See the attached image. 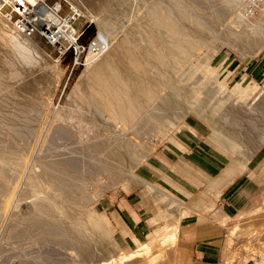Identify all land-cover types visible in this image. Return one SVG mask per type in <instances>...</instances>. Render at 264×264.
<instances>
[{
  "label": "bare ground",
  "instance_id": "bare-ground-1",
  "mask_svg": "<svg viewBox=\"0 0 264 264\" xmlns=\"http://www.w3.org/2000/svg\"><path fill=\"white\" fill-rule=\"evenodd\" d=\"M72 1L88 13L94 16L98 15L99 19L96 23L99 24L100 29L89 46L84 69L68 96L71 99V103L68 105L71 104L69 107H72L73 115L67 116L63 113V108L57 107L58 109L51 111L46 94L50 88L58 87L59 79H56L54 86L53 70L49 69L45 62H41L44 66L40 64L39 61L44 54L42 55L40 50L31 43L28 36L35 35L40 40H43L44 37L47 43L53 47L56 45L62 47L63 49L59 50L64 52L68 46L65 39L77 33L76 30L72 24L60 18L57 14V7L55 9L46 7L38 0H0L1 239L10 242L27 235L26 243L29 238L28 241H31L32 245H41L39 250L36 249L35 264H48L51 259L50 255L53 254L54 258H57V262L62 261L63 264H80V262L83 264H131L137 258L143 259L144 264H186L185 259L179 260L176 255L178 254L177 232L184 213L178 215L161 213V221L155 224L157 228L155 234L147 236L146 239L140 236L133 237L131 244L118 246L116 250L113 242L105 241L106 231L102 221L93 212L92 192L89 193L91 197L86 193L88 184L85 185L86 181H83L87 178L82 165L87 164L84 161L87 156L88 164L89 161L92 164L94 163L91 161L92 156L102 155L105 160H108H106L107 162L110 161L109 164L117 163L119 167L121 164L127 169L124 170L127 176L122 177L125 180L130 177L140 186L154 191L159 198L177 204L180 210H182L181 208L190 209L188 215L194 212L195 214L199 213L195 207L191 209L193 192L190 187L194 186L196 182L189 178V174L195 170L194 167L185 163L187 171L185 182L172 168L167 174L153 170L159 176L158 181L136 174L133 166L142 162L148 151L145 150L140 156L139 154L135 155V153H139L136 151L140 146L127 138L129 136L127 133L132 129H129L128 132L126 130L136 118L140 121L143 117L144 120L141 121H145L151 119L155 113L157 115L156 111L155 113L151 111L156 107L157 111L158 109L168 111L173 106L179 105L182 100L188 101L192 96H195V93L197 94L200 85L215 80V78L212 80L211 77L210 80L208 79L211 75L222 76L223 81H220L219 85H222V89L224 88L228 70L222 68L223 60L215 63L210 62V54L216 51L215 44L206 48V51L208 49L207 54L204 53L203 56L196 54V51L207 42L210 33L213 34L215 31L210 27L213 25L208 24L207 19L210 16L200 9L201 5L198 7L197 3L194 4V0H150V2L145 0L148 1L146 3L148 5L143 13L140 12L142 14L140 20L134 21L135 23L133 22L130 28L128 27L129 29L123 36L114 39L113 36L106 33V29L113 24V18L118 17L119 19L120 16L128 12L132 0ZM145 1L142 0L144 4ZM7 2L13 8L12 12L17 15H12L16 20L15 25L20 26L17 31H14L10 20L1 12V6ZM143 3H139V5L145 6L146 4ZM241 4H237L236 19H233L231 24L219 33L218 38L214 37L221 45L225 44L239 52L240 57H252L264 47V13L262 12L258 17H248ZM72 12L75 14V10ZM122 18L124 19V17ZM260 18L263 21H260ZM216 19H219V14ZM215 33L217 34V32ZM252 40H256L259 45L256 47L257 44H251ZM78 52H80L79 48ZM186 65L187 67H185ZM57 66L56 63L54 67L57 68ZM184 67L185 69L182 71L181 69ZM178 73L182 75L180 78L176 77L178 78L176 79L177 86L167 92L166 85ZM196 73L203 74L202 81L197 82V78L193 77ZM192 78L196 80V84L192 82L194 81ZM246 80L244 74L235 82L231 92L247 94L257 88V84L253 81H249L245 87H242ZM165 87L166 93L164 92L162 95ZM151 101L157 103L155 108L152 106L153 108L146 110ZM188 102L190 103V100ZM215 111L217 112V110H213V112ZM165 113L161 114L165 117ZM170 113L172 114V112ZM162 115L158 116L159 119ZM176 116L178 115L176 114ZM100 117H105L108 122L115 123L120 132L105 136L102 131H99L102 129L101 124L98 125L101 128H95L98 127L97 124L94 127L92 124L94 122L91 121L97 118L101 119ZM166 117V120L170 118ZM211 117L213 118V116ZM216 118L213 119L218 122ZM157 119L156 121L159 122ZM138 121L136 122L138 123ZM141 121L138 125H134L137 127L140 125L141 128L144 125ZM153 122L154 120L151 123ZM145 123L147 122L145 121ZM108 128L110 129V127ZM138 130L139 128L136 131ZM113 131L115 132V129ZM127 144H131L132 149L127 148ZM230 145H232V150L237 153L236 147L233 144ZM168 152L169 155L176 157L174 152L169 149ZM98 155L97 160L94 159L95 156L93 159L98 161ZM181 159L183 160V158ZM99 160L101 163L93 165L109 166V164L102 163V158ZM256 162L257 158L250 165L244 164L242 167L249 171L250 178L255 175ZM93 165L87 167H94ZM103 166L102 172L103 169H105L104 171L107 169ZM87 167L84 166L85 169ZM236 167L234 162L225 165L216 176H208L200 170L196 171L200 175L202 174L201 179L207 190L218 191L217 189L223 181L234 176L235 172L237 173ZM95 168L100 167L96 166ZM119 170H116L115 173ZM91 171L88 172L89 175H91ZM98 171L101 173L100 169ZM107 172L106 174L109 173ZM116 175L118 173L114 175L115 179H119ZM97 176L95 177L97 178ZM260 176L264 178V171ZM124 179L118 181L122 182L120 180ZM135 182L133 184H136ZM124 184L129 186V182ZM170 184L177 185L175 192L179 197L166 189L165 186ZM202 194L204 192L200 193V195ZM21 205H24V210H19ZM197 206L198 204L196 208ZM11 207V213H7ZM242 216L245 218L241 219ZM212 217L220 223L236 222L228 229L224 241V264H234L235 259L239 256L242 258V264H264V197L261 200V205L256 208L235 211L224 207L216 208ZM241 221L242 223H240ZM159 224L160 226H158ZM240 240L243 241L241 247L232 250ZM49 242L56 243L62 247L61 250L55 246L52 250L49 246L51 244L47 245L50 247L47 249L45 246ZM4 246L0 247V250L3 249V253ZM27 246L29 245L27 244ZM54 248L56 249L54 250ZM63 248L66 249V252L62 251ZM25 254L29 255L26 252ZM30 258L33 259V257ZM30 258L23 262L26 264ZM32 259L30 261H33ZM34 262L31 263L34 264Z\"/></svg>",
  "mask_w": 264,
  "mask_h": 264
},
{
  "label": "rangeland",
  "instance_id": "rangeland-1",
  "mask_svg": "<svg viewBox=\"0 0 264 264\" xmlns=\"http://www.w3.org/2000/svg\"><path fill=\"white\" fill-rule=\"evenodd\" d=\"M38 1L40 4L46 7L52 8V9H55L57 7V14L60 16L61 19L66 20V22L69 24H72L73 28L77 32V35H79L78 43L83 48V51H81L79 55L74 54L72 49L71 50L69 49L66 53L62 54L63 52L59 50V49H63L62 47L60 46L57 47V45L55 47L51 46L49 43L45 41L44 37H43V40H40L38 36H35V35L28 36L31 43H33L37 47V49L40 50L42 55L44 54L43 58L39 61L40 64L42 65V63L45 62L48 68L53 70L54 75H55L53 76L54 86L56 84V79L57 78L59 79L58 87L50 88L48 93L46 94L48 96L46 97L49 99V103L51 105L50 106L51 111H54L55 109H58V108H63L64 110L63 113L67 116H71L73 115L71 111L72 107L71 108L69 107L71 104L68 105V103H71L70 102L71 99L68 98V96L70 95L71 89L75 85L81 71L84 69V64H85V60H86L87 53L89 50V46L93 42V39L95 38V36L97 35L98 29H100L99 24L96 23L98 22L99 17L98 15L94 16L88 13L87 11H85L83 8H81L77 3L73 2L72 0H38ZM134 1L135 0H132L130 8L128 9V12H126L127 14L125 13L123 16H120L119 19L118 17L113 18L112 20L113 24H111L106 29V33H109L111 37L113 36L114 39H118L121 36H123L127 32V30L130 28V25H132L134 21L136 22L140 20V18L142 17V14L140 12L143 13L148 5L146 3L148 1L150 2V0L148 1L143 0L145 1V4H146L145 5L142 2V0L140 1L136 0L137 1V2L135 1L136 4L134 3ZM194 1H195V3L193 2L194 4L197 3L196 5L198 7L201 5L200 9H203V12L205 11L207 13L206 15L210 16L209 19L211 21L209 19H207V21H208V24L213 25V26H210L212 27V29L215 30L213 31V34L214 32H217V34L215 33L216 35L215 34L213 35L212 33H210V36L207 39V42H205V44L196 51V54L197 56H200V55L203 56L204 53L207 54L208 49L206 51V48L208 46L210 47L211 45H213V43L215 44L216 54L215 52L213 54H210L211 56L210 62L215 63L219 60H223L222 68L224 70H228V77L225 79L226 85L224 86L223 89L221 87L222 85H219L223 81L222 76H219V75L215 76V74L209 76L208 77L209 80H210V77L212 80L215 78V80L214 81L211 80L212 82L209 83V81L206 79L208 83L204 82V85L199 86V90L197 91V94L195 93V96H192L189 99L190 103L188 102L189 100L181 101L180 99L181 102L179 105L177 104V106H173L172 108L168 110L172 112V114L168 111H162V109H158L157 111L156 109L157 107L155 108V106L159 98L156 100V102L151 101L150 102L151 104H149L146 110L154 106L155 110H151V111H153L152 113H155L156 111L157 115H155L156 114L155 113L152 116L151 115L152 113H151L150 114L152 116L151 119L145 120L147 123H145V121H141V120H144V118L142 117L140 121L141 123L144 124L143 126H141V128L144 127L143 129L140 128V125L138 127L136 126L140 122L138 121V118H136V120H133V124L132 123L130 124V126L131 125L132 126L131 127L129 126V128L127 127L126 132H128L129 129H132L127 133V136L129 135L127 138H129V141L136 142L135 144L138 143V146H140L139 148H137L138 150L136 151L139 153H135V155L138 156L139 154L140 156L141 154H143L145 150L148 151L147 155L144 157L142 162H138L136 165L134 164L135 166H133V169L136 174L142 177H146L150 180L158 181L159 177L156 174H154L152 171H150V173L147 172L148 169L146 168V166L149 168L148 164H150L165 174L169 173V171L172 168L174 172L180 177V179L184 181L185 176H187V171L185 170L186 164L188 165L190 164L194 167L195 170L191 171V173L189 174V178L193 180L194 182H196L194 186L190 187V190H192L193 192L191 209H193V207H195L196 210L201 209V208H208L209 210L208 211L209 213L207 215L208 219L207 218L204 219V223H207V224L213 223V227L214 228L216 227L217 229H219L218 235H219L220 242L222 241L224 242L228 234V229H230V227H232L233 224L236 222L226 221V222L220 223L212 218L211 211L214 210L213 208L211 209L212 203H215L216 207L221 208L217 203L218 197L216 198L215 192L209 191L206 189L205 184L202 182V179H201L202 174L200 175V173L197 171L200 170V172H202L203 174L215 176L216 172L221 171L225 167V165H228L234 162L237 166L236 168L239 169V170L236 169L237 173L235 172L234 178L236 177V180H237L236 183L238 186H240V197H242V200H243L242 205L238 206L239 208H237L236 210H241V209L249 210V209L256 208L261 205V200L264 197V178L260 176L262 175V172L264 171V74L263 73L259 74L258 72L256 73L245 72L244 73V69L246 68V66H248V68H252L258 64L259 66L264 67V47L255 56H252V57L246 56L242 58L240 57L239 52H237L236 50H233L231 47H228L225 44L221 45V43L216 41V39L220 36L219 33H221L223 29L228 27L229 24H231L230 22L233 19H236V15H238L237 4L241 3V0H236L235 3H234V0H194ZM260 1L264 3V0H260ZM139 3H143L145 6L141 4L139 5ZM12 9L13 8L11 7L9 2L4 3L1 6V12L3 13V15L6 16L7 19L10 20L14 31H17V29H19L20 26L15 25L16 20H15V17H13L12 15H16V13L12 12ZM73 10H75V14L72 12ZM217 13L219 14V19H216L218 18ZM212 14L213 16L211 17ZM215 14H217V16H215ZM122 17H124V19ZM259 20L263 21L261 18ZM214 22H215V25H214ZM214 36H216L217 38ZM252 41H251V44L255 43L256 45L258 43L256 40H254L253 42ZM249 43L250 41L248 42V44ZM258 45L259 44H257L256 47ZM77 55H78V58L75 59ZM193 59L194 57L191 59V63L193 62ZM56 63L58 64L57 68L54 67ZM41 65L40 67L44 66V65L42 66ZM185 67H187V65ZM185 67L182 68L181 70L183 71ZM244 74L247 80L245 83H243L242 87H245L249 81H253L257 84V88H255L254 90H251L247 94H244L241 92L239 93L237 92L235 94L232 93L231 90L235 82L238 81ZM181 75L180 73H178V75H176L170 82H168V84L166 85L168 90L165 87L162 92V95L164 92L166 93V90L168 92L172 87L177 86L176 79L180 78ZM193 77H196L197 79L196 78L195 79L197 80V82H199V81H202L203 74L196 73V75H194ZM196 80H194L195 82L192 80L191 81L194 84H196ZM153 103L155 104L153 105ZM212 109L217 110V112L216 111L213 112ZM65 111H67L68 113ZM149 113H150V110H149ZM158 113L159 115H162L161 113L163 114L165 113V117L164 115L161 116L160 118L161 121L158 117L159 116ZM214 113L216 114L213 115ZM176 114L180 117L176 116ZM166 116L170 118L166 120L167 119ZM211 116H213V118L217 117L216 119H218V122L217 120H214ZM194 118L202 122L204 126L202 127V137L200 138V146L197 147L195 152L200 157H205V155H207L209 157V162H211V165L214 168L208 167V165L201 163L200 161H198V159L195 156L189 153L190 151H186L185 149H183L182 144L181 145L177 144V141L179 140L177 139L176 135H177V132L180 130L181 125L184 123L185 120H188V119L195 120ZM98 119L99 118H97L96 120L93 119L94 121L91 120L92 122H94L92 123L94 124L93 125L94 127L96 124H97L96 126L101 124L100 126L102 127V129L103 128L104 129L103 130L99 129V131H102L105 136H110L113 134L115 135V133L118 131L117 129H119L115 123L108 122L105 117L101 118L102 121L101 119H99L100 121ZM156 119L159 120V122L156 121ZM152 120L158 123H154V122L151 123ZM136 121H138V123ZM169 124H171L172 126H170ZM214 126H215V129H214ZM101 127L98 126L95 128H101ZM108 127H110L111 130ZM138 128L140 132L139 130L136 131ZM112 129L113 130L115 129V132ZM230 144H233L236 147L235 150L237 153H235L232 150L231 148L232 145ZM177 145H178L179 150H177ZM129 147L132 149L131 144L127 146V148ZM168 149L174 152L176 154V157L169 155ZM97 155H94L95 158L94 156L92 157L96 159ZM87 157L84 160L85 163L87 164L82 165L83 172L86 173L85 177L88 179V181L86 178H85L86 180H83L87 182V183L86 182L84 183L85 185L88 184L87 185L88 187L85 186L87 187L88 191L87 190L85 191H87L86 193L89 196H90L89 193L92 192L91 194H92L94 215L97 216L102 221L103 228L106 231L105 241L113 242L115 250L117 249L118 246L131 244V240L126 239L124 236H130V238L140 236L146 239L147 236L151 234H155L157 231L155 224L161 221L162 219L161 213L163 214L169 213V215H174V214L178 215L182 213L189 214L188 210L190 209L186 210V209L181 208L182 210H180L177 204L169 203L168 201L159 198V196L156 195L154 191H151L150 189H147L146 187L140 186L138 183L131 180L130 177H128V179L125 180L124 178L127 175L125 174L124 170H127V169H125L124 166H122L121 164H120V167L122 166L124 169L122 167L120 168L118 166L119 164L117 163H116L117 165L115 163H112L113 165L109 164L110 161L107 162L108 160L106 159L107 160L106 161L102 155H98V161H96L97 159L94 160L92 158L91 161L94 163L91 164V162L89 161V164H88L87 161L89 159H87ZM180 157L184 159L182 160ZM89 158L91 159V157ZM101 158H102L101 160L102 163L106 165L109 164V166L104 167L103 165H96L100 167L98 168L101 170V173H100V171H98V169L95 168L96 166L93 164L95 163L98 164V162H100L99 159ZM255 158H257V162H256L257 165L255 166V169H256L254 172L255 175H253L251 178L256 179L258 183L254 181L251 182L250 181L251 179H249L250 178L249 171L242 168L244 167V164H246V166L250 165L251 162ZM85 165L86 167L88 165L90 166L93 165L94 167L90 168L89 166V168L87 167L86 168L87 170H86L84 168ZM102 166L104 168H107L106 171H108L110 174L108 172H107L108 174H106V171H104L105 169H103V172L105 173L104 174L102 172ZM116 170H119V172L115 173ZM90 171H91V175H89L88 173ZM111 171L114 174H112ZM117 173L118 175L116 176H118L119 179H124V180H120L122 182H119L118 178L115 179L114 175ZM99 175H103V176H99ZM95 176H97V178ZM91 181L94 183H90ZM128 182H129V186L132 184L130 187L128 186V184L127 186H125L124 184ZM134 182L136 184H133ZM102 183L103 184L105 183V184L103 185ZM122 185L125 187H123ZM176 186H177L176 184L175 186H172V184H170V185H166L165 187L166 189L176 194L175 192ZM244 189L251 190V196L246 197L245 195H243L242 190ZM201 192H204V194L200 195ZM93 196H94V199H93ZM176 196L179 197L178 194H176ZM167 202L170 204V206ZM197 204L198 206L196 208ZM23 206L24 205H21L19 210H24ZM11 209L12 207L9 209V211H7V213H11ZM135 209H138L139 213L142 216L144 215L147 216V222L149 226L151 227V232L146 236L138 235L137 233H135L136 232L135 229H134L133 234L130 233V230L133 226L131 215L133 212H136ZM190 215H195V214H190ZM186 216H189V215H186ZM244 218L245 216L241 217V219H244ZM240 223H242V221ZM158 226H160V224ZM221 226L224 228V231L223 229H221ZM26 237L27 235L24 236L23 238L22 237L19 238L18 240L7 242L6 239H5L6 241L4 239L2 240L1 239L2 236L0 235V247L1 245L2 246L6 245L4 246L5 247L4 253H3V249L0 250V257H1L0 264H6V263L19 264V262H22L23 264H25L23 260L27 261L28 258L30 257H33V259L30 258L29 261L31 259L33 261H30V262L28 261L29 263L26 262V264L27 263L32 264L31 262H34V260H36V257H34L37 255L36 249L39 250L38 248L41 245H38V244L32 245L31 241H28L29 238L26 243V239H27ZM20 241H21V244H20ZM242 242L240 240L239 244L237 245L235 244V247L233 246L232 250L236 248L239 249V247H241L242 245L241 244ZM27 244L29 246H27ZM48 244H51L49 246L52 248V250H53V246L58 247L59 250H61L62 248L58 246L56 243H51V242L47 243L45 247H47ZM10 245L12 246L10 247ZM49 246L47 247V249H50ZM154 246H157V245H154ZM8 248L10 249V251ZM29 249L33 252H31ZM55 249L56 248H54V250ZM28 251L31 253H29ZM62 251L66 252V249L63 248ZM16 252H19V253H16ZM25 252L28 253L30 256L28 254H27L28 256H26ZM23 255H24V259H23ZM176 255H177V258H179V251H178V254ZM50 256H51V259L48 262V264L49 263L50 264H57V263L60 264V262L61 264H63L62 261L57 262V258L56 257H55L56 259L54 258L55 256L54 254ZM223 258L224 257L222 254V259H221L222 264H224L225 262ZM35 263L36 262H34V264ZM242 263H243L242 258L240 256L235 259L234 264H242ZM80 264H83V263L80 262ZM131 264H144V260L137 258Z\"/></svg>",
  "mask_w": 264,
  "mask_h": 264
},
{
  "label": "crops",
  "instance_id": "crops-1",
  "mask_svg": "<svg viewBox=\"0 0 264 264\" xmlns=\"http://www.w3.org/2000/svg\"><path fill=\"white\" fill-rule=\"evenodd\" d=\"M245 72H258L259 74H264V67L259 66V64L255 65L252 68H248V66H246V68L244 69V73ZM194 119L195 120H185L181 125V128L176 135L177 139L179 140L177 141V144H182L183 149H185L186 151H190L189 153L195 156L201 163L208 165V167L214 168L211 165V162H209V157L207 155H205V157H200L195 152L197 147L200 146L202 127L204 126L202 122H200L196 118ZM178 145L177 150H179ZM148 166L149 168L147 166L146 168L148 169L147 172L149 173L150 171L153 172V170L160 171L150 164H148ZM217 173L218 172H216V174ZM233 178L234 176L223 181L219 189H217L218 191H212L216 193L215 196L216 198L218 197L217 203L221 208L224 207L234 211L239 208L238 206L242 205L243 200L242 197H240V186H238L236 183V177L234 179ZM249 179H251V182H257L256 179ZM242 191L243 195H245L246 197L251 196V190L244 189ZM212 208L214 210L211 211V216H213L215 209L218 207H216L215 203H212L211 209ZM135 210L136 212H133L131 215L133 226L130 230V233L133 234L135 229V233H137L138 235L146 236L151 232V227L147 222V216H142L139 213L138 209ZM197 211L199 213L195 214L194 212L193 214L195 215L186 216L188 214H184L183 218L179 222L177 232L178 243L176 244L179 251V260L185 259L184 261L186 262V264H222L221 259L224 250V242H220L219 240V229H217L216 227L214 228L213 223H204V219H208V208L197 209ZM221 229H223L224 231V228L222 226ZM124 237L131 240L130 236Z\"/></svg>",
  "mask_w": 264,
  "mask_h": 264
},
{
  "label": "built area",
  "instance_id": "built-area-1",
  "mask_svg": "<svg viewBox=\"0 0 264 264\" xmlns=\"http://www.w3.org/2000/svg\"><path fill=\"white\" fill-rule=\"evenodd\" d=\"M241 3L243 5L242 9L245 15L248 17L260 16L259 14H261L262 12L264 13V3L260 0H241ZM78 38L79 35H77V33H75L71 37H67V39H65V42L68 43V46L62 54L66 53L69 49H72L74 54L79 55L80 52L83 51V48L79 45ZM78 48L80 52H78ZM78 55L76 58H78Z\"/></svg>",
  "mask_w": 264,
  "mask_h": 264
}]
</instances>
